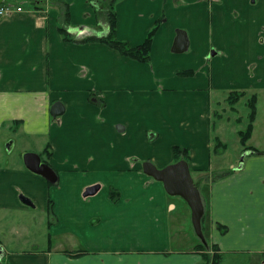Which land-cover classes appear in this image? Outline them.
Instances as JSON below:
<instances>
[{
    "label": "crops",
    "instance_id": "1",
    "mask_svg": "<svg viewBox=\"0 0 264 264\" xmlns=\"http://www.w3.org/2000/svg\"><path fill=\"white\" fill-rule=\"evenodd\" d=\"M3 3L14 9L0 16V129L37 139L35 151L24 152L44 154L59 182L23 161L0 165V210L44 212L51 203L48 239L56 243L45 253L18 252L5 235L0 264H203L204 254L194 249L202 241L189 232L183 243L176 230L185 229L176 221L188 204L142 164L162 168L176 162L174 146L184 147L190 169L200 172L198 186L208 183L203 171L213 169L220 137L214 131H221L215 123L222 119L213 98L248 90L257 96L247 143L256 153L211 180L207 241L223 255L220 264L231 255L264 264V149L249 144L264 92V0L117 1L116 36L131 46L161 20L148 62L88 39L108 33L110 0ZM178 30L189 40L183 52L173 50ZM57 102L64 112L53 117ZM220 148L224 156L228 148ZM95 184L99 189L84 195ZM18 233L9 231L27 243ZM72 241L75 248L67 249Z\"/></svg>",
    "mask_w": 264,
    "mask_h": 264
},
{
    "label": "rangeland",
    "instance_id": "2",
    "mask_svg": "<svg viewBox=\"0 0 264 264\" xmlns=\"http://www.w3.org/2000/svg\"><path fill=\"white\" fill-rule=\"evenodd\" d=\"M229 92L228 91L219 92L217 95L214 96L212 102V108L214 112L216 111L218 114H220L222 119L217 121L215 117L216 113L214 114V118L216 120L215 125L216 127L219 126V129L221 128L220 129L221 131L217 132L216 129L214 131V137L218 134L220 135V137L218 141L214 140V144H213L214 150L216 148L217 151L215 153L214 152L211 153L212 165H214L213 169L210 171H206V170L203 171L204 175L202 176V179L204 180L207 179L208 183H204L202 184L203 186L201 185V187H199L202 194L204 206L205 205L207 206V204L209 203V198H210L209 190H210L211 180L216 179L223 174H227L228 172L233 171L232 169H229L231 165L233 167L239 166L242 164V162H244L247 156L256 153V151L253 148L247 145L248 142L246 143L245 146L241 143L240 135H239V132L241 130H245L248 126L249 123L248 116L250 113V109L248 108V101L254 95L256 96V94L254 93V91L252 92L251 90H248L244 92L242 97L240 96L239 100H237L235 104H230L228 102ZM258 97H259V102H258L259 121L257 123L254 136L249 142V144L256 146L258 149H264V92L262 94L259 93ZM8 136L9 138H7ZM24 139H29V138H27L23 134H19L18 136L12 134L9 131H4L0 129V165H6L8 163L10 164L16 161L18 162L23 161L25 146L26 147L29 146L28 150L35 151V141L37 139L34 140L29 139L28 143H26ZM218 142H220L219 144L222 143L221 144L222 146L228 148V151L225 153L224 156L220 154V152H222V149L220 148L221 145L220 146L218 145ZM42 143L39 144V146H41ZM218 169L220 171H218ZM116 170H119V168H117ZM191 173L195 183H197L198 177H200L199 176L200 172L195 173V171L191 170ZM199 182H201V180ZM176 198L177 200L180 201V203L183 204V206L187 204L186 201L181 197H176ZM185 207L187 208L185 214L183 212L182 216L180 215L176 221V223L179 222L185 225V229L182 230V232L180 229H176L178 231L177 233L182 238L181 242L183 243H186L187 242L186 238L190 237L189 232H191V238L198 240L200 239L197 236L192 224L191 209L189 206L187 207L185 205ZM207 209L208 208L205 207V213L202 218L204 219L202 223V229L206 241L208 238L207 236L210 235V212L207 211ZM4 211L6 213L5 216L3 214ZM0 212H1L0 240L5 241V235H7V237H9L10 239L14 240L15 245L12 246V249H14V251H18V252L25 251L28 253L37 251V252L45 253L46 251H48V249H50V246L52 247L55 246L56 244L54 241L55 238H53L51 243L49 242L48 239L49 230H50L48 223L51 224L53 218V212L51 208H49V211H44V212L40 211V209L37 211L31 209L28 212H21L18 209L15 210L5 209V210H0ZM186 213L188 214L186 215ZM183 219L185 222H183ZM13 228L16 229V232H19L18 236L20 240H22L23 242L27 241V243L22 245L21 241H19V239H17L16 236H11L9 234V231ZM207 244L210 243L207 241ZM71 245L72 248H69V244H66L65 246L67 249H74L75 242L72 241ZM210 246L212 247V250H209V252L212 254L215 252V250L212 244ZM249 258L250 257L247 255H231L228 256V263L251 264L252 260H250Z\"/></svg>",
    "mask_w": 264,
    "mask_h": 264
},
{
    "label": "water",
    "instance_id": "3",
    "mask_svg": "<svg viewBox=\"0 0 264 264\" xmlns=\"http://www.w3.org/2000/svg\"><path fill=\"white\" fill-rule=\"evenodd\" d=\"M4 0H0V6ZM189 40L186 31L178 30L177 36L174 41L173 50L175 52H183L188 49ZM64 112V106L61 102H57L51 108V114L53 117H57ZM23 162L30 171L42 175L47 180L56 183L57 174L48 164L41 161V157L35 152H25L23 154ZM143 171L147 175L151 176L155 180L163 183L166 192L170 196H178L186 201L191 209V219L194 230L200 240L207 244L202 229V218L205 213V206L202 198V194L199 186L195 183L191 173L189 163L185 159H181L177 162L168 164L162 168H158L154 163L146 160L142 164ZM100 185L95 184L89 186L84 195L95 193L99 189ZM23 201L27 204L32 201L23 196ZM4 250L0 246V259L4 257Z\"/></svg>",
    "mask_w": 264,
    "mask_h": 264
},
{
    "label": "trees",
    "instance_id": "4",
    "mask_svg": "<svg viewBox=\"0 0 264 264\" xmlns=\"http://www.w3.org/2000/svg\"><path fill=\"white\" fill-rule=\"evenodd\" d=\"M119 0H110V6L108 9V27L109 31L106 35L101 37L90 36L89 40H96L100 42L106 43L109 47L116 49L123 56L129 57L131 59L140 61V62H148L150 60V52L152 48V42L154 36L156 35L161 20L156 21L155 25L149 31L144 42L137 46H131L127 41H123L117 38L116 36V11L115 6L116 2ZM192 71H180L181 75H189ZM244 91H230L228 96V102L230 104H235L237 100H239L240 96L242 97ZM248 108L250 109L249 113V123L245 130H241L239 132L241 143L245 146L251 137L254 121L257 115V97L254 95L248 101ZM216 141H218L216 139ZM220 142H218L219 145ZM222 144V143H221ZM174 155L175 161H179L181 159H185L189 163V150L184 147L174 146ZM199 185L198 183H196ZM115 189L111 190L110 196L112 199H116L118 196L115 194ZM202 219V223H203ZM215 252L210 253L209 250H212L210 244L199 243L195 246V251L202 252L204 254V263L203 264H220L222 262V255L217 251L216 247L213 246Z\"/></svg>",
    "mask_w": 264,
    "mask_h": 264
},
{
    "label": "built area",
    "instance_id": "5",
    "mask_svg": "<svg viewBox=\"0 0 264 264\" xmlns=\"http://www.w3.org/2000/svg\"><path fill=\"white\" fill-rule=\"evenodd\" d=\"M13 9L14 8L12 6L4 5V3L1 4V6H0V16H3V15H6V14L10 13ZM22 9L23 8L21 6H18L16 8L17 11H22Z\"/></svg>",
    "mask_w": 264,
    "mask_h": 264
},
{
    "label": "flooded vegetation",
    "instance_id": "6",
    "mask_svg": "<svg viewBox=\"0 0 264 264\" xmlns=\"http://www.w3.org/2000/svg\"><path fill=\"white\" fill-rule=\"evenodd\" d=\"M29 152V151H28ZM32 152V151H31ZM36 153V152H35ZM39 155H40V157H41V161L42 162H44V163H46V164H48L46 161H45V158H44V154H42V153H38ZM49 165V164H48ZM50 166V165H49ZM52 168V167H51ZM53 169V168H52ZM29 170V169H28ZM56 172V171H55ZM34 173V172H33ZM36 174V173H35ZM56 174H57V176H58V178L56 179L57 180V182L56 183H58L59 182V174L56 172ZM39 175V174H38ZM42 176V175H41ZM45 178V177H44ZM46 179V178H45ZM48 182H50L51 184L53 183V182H51V181H49L48 180ZM22 201H23V199H22ZM24 202V201H23ZM27 205H30V206H33L34 207V203H30V204H27ZM50 208H52V205H51V203H50Z\"/></svg>",
    "mask_w": 264,
    "mask_h": 264
}]
</instances>
